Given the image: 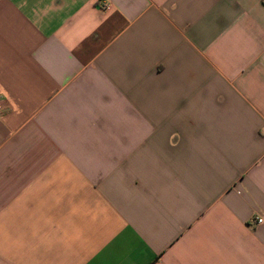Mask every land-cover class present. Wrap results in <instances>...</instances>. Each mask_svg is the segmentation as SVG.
<instances>
[{
  "label": "crops",
  "instance_id": "0c3cea01",
  "mask_svg": "<svg viewBox=\"0 0 264 264\" xmlns=\"http://www.w3.org/2000/svg\"><path fill=\"white\" fill-rule=\"evenodd\" d=\"M0 103V264H264V0H0Z\"/></svg>",
  "mask_w": 264,
  "mask_h": 264
},
{
  "label": "built area",
  "instance_id": "2783aa9c",
  "mask_svg": "<svg viewBox=\"0 0 264 264\" xmlns=\"http://www.w3.org/2000/svg\"><path fill=\"white\" fill-rule=\"evenodd\" d=\"M105 8H107V5L106 4L103 5V9H105ZM1 110H2V105L0 103V111ZM253 222L256 223V224H261V223H263V219L262 218L255 217L253 219Z\"/></svg>",
  "mask_w": 264,
  "mask_h": 264
}]
</instances>
